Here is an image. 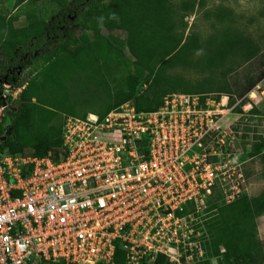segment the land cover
<instances>
[{
	"label": "built area",
	"instance_id": "obj_1",
	"mask_svg": "<svg viewBox=\"0 0 264 264\" xmlns=\"http://www.w3.org/2000/svg\"><path fill=\"white\" fill-rule=\"evenodd\" d=\"M23 70L0 79V127ZM228 100L209 109L175 93L154 111L67 115L57 162L0 151V264H115L117 242L125 264H188L191 235L216 213L205 199L223 169L211 143L224 144ZM193 245L202 257L205 242Z\"/></svg>",
	"mask_w": 264,
	"mask_h": 264
},
{
	"label": "trees",
	"instance_id": "obj_2",
	"mask_svg": "<svg viewBox=\"0 0 264 264\" xmlns=\"http://www.w3.org/2000/svg\"><path fill=\"white\" fill-rule=\"evenodd\" d=\"M145 1L50 0L48 6L55 4L56 7L49 10L50 14L39 16L37 24L32 22L19 28L11 23L7 26V38L0 47V79L11 68L21 65L25 69V56L28 62L35 63L43 57L39 52L48 50L43 63L48 62L35 72L19 99L7 109L6 120L10 119V123L0 127L1 152L31 157L49 155L55 162L66 155L62 148L63 121L53 108L62 106L68 110L69 116L80 118L91 113L73 111V104L76 107L79 103L74 102L73 89L66 87L73 77H67V83L64 77L72 68L81 71V75L92 85V92L99 89L108 97V103L96 112L99 117H104L126 102H131L139 111H154L165 96L206 93L185 79L166 73L167 69L176 65H189L192 51L200 52L199 66L205 71L218 69L235 55L245 58L246 62L258 58V75L247 74L242 80L231 78L228 83L229 104L240 100L235 111L241 113L246 103L244 97L264 81V54L257 56L259 50L247 36L221 30H217L205 43L197 39L183 42L182 36L176 33L171 0H160L161 4L150 10L145 7ZM194 6L195 3L188 0L181 2L180 9L191 11ZM103 30L125 34V47L129 52L137 53L147 64L142 79L127 76L117 89L107 91V75L111 71L108 55L110 52L123 54V49L108 36L103 37ZM83 32L87 33L86 42L82 41ZM35 97L37 101L33 103ZM218 100L219 97L216 98ZM212 209H216V214L203 223L207 236V244L204 245L207 260L215 258L217 264H262L264 249L256 244L253 231L244 226L254 216L264 213V190L253 199H248L243 192L229 204H210L209 210ZM114 263L125 264L124 251L118 242ZM154 264H165V259L160 257Z\"/></svg>",
	"mask_w": 264,
	"mask_h": 264
},
{
	"label": "rangeland",
	"instance_id": "obj_3",
	"mask_svg": "<svg viewBox=\"0 0 264 264\" xmlns=\"http://www.w3.org/2000/svg\"><path fill=\"white\" fill-rule=\"evenodd\" d=\"M49 1L0 0V47L7 38L6 28L10 23L17 28L27 26L32 22H34L32 24H37L36 19L39 16L50 14L51 9L56 7L55 4L49 7ZM185 1L188 0H171L172 19L176 25V33L182 36L183 42L197 39L200 43H205L217 33V30H221L228 34L240 33L247 36L252 40L253 46L259 50L257 56L264 54V0H191L195 3L194 9L183 11L180 9V4ZM145 2L148 10L161 4L160 0H146ZM83 33L85 35L82 41L86 42L87 33ZM76 35L79 36L77 33ZM102 35L103 37L108 36L116 46L123 49V54L110 52L108 55L111 71L107 75L109 85L107 91L117 89L127 76H137L142 79L147 64L141 61L137 53L129 52L125 47V34L120 31L103 30ZM88 36L92 39L90 35ZM47 51H40L39 54L43 57L35 63L25 60L27 67L19 77L22 85H27L35 72L37 73L47 64L48 60L45 64L43 63L44 57L47 59ZM189 57L191 61L189 65H176L167 69L166 73L168 76L181 77L190 84L198 86L200 91H205L206 93L200 95L210 103L209 109H214L213 104L217 102V97L221 99L222 96H230L227 90L231 78L242 80L247 74L254 77L259 72L258 58L246 62L245 58L235 55L229 57L218 69L205 71L199 66L201 57L199 51H192ZM70 75L73 79L68 82L67 77ZM82 76L81 71L75 68L64 75L65 82H68L66 87L68 86L75 92L74 102L79 103L78 107H74L72 103L73 111L78 114L85 111L96 113L103 109L105 103H108V97L99 89L92 92V85ZM96 98L99 101H95ZM244 98L246 103L242 106L241 113H237L234 109L224 116L223 122H226L224 125L229 127L223 139L224 144H216V140L211 143L214 150L221 153L220 165L223 169L217 172L218 178L215 181L216 185L212 195L205 199L208 205L229 204L239 198L243 192L246 193L248 199H253L264 190V81L257 84L253 91ZM36 101L35 97L32 102L36 103ZM239 102L240 100H237L234 104H229L228 108L237 106ZM56 108L53 110L61 116V121H64L68 110L62 106ZM9 123L10 119L6 120L5 117V121L1 124L8 126ZM213 162L216 164L219 160L215 159ZM244 227L253 231L256 244H260L264 249V213L254 216ZM205 239H207L205 231L198 234L196 231L193 232L191 235L192 256L188 264H217L215 258L208 261L204 253L200 257L194 251L193 244H203V242L207 244ZM223 251L224 249L221 248V252Z\"/></svg>",
	"mask_w": 264,
	"mask_h": 264
},
{
	"label": "water",
	"instance_id": "obj_4",
	"mask_svg": "<svg viewBox=\"0 0 264 264\" xmlns=\"http://www.w3.org/2000/svg\"><path fill=\"white\" fill-rule=\"evenodd\" d=\"M4 139V138H3Z\"/></svg>",
	"mask_w": 264,
	"mask_h": 264
}]
</instances>
